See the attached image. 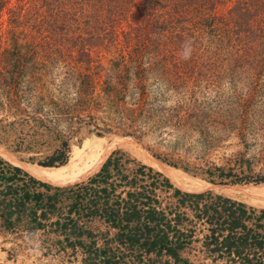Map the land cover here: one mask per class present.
<instances>
[{
    "label": "rangeland",
    "instance_id": "1",
    "mask_svg": "<svg viewBox=\"0 0 264 264\" xmlns=\"http://www.w3.org/2000/svg\"><path fill=\"white\" fill-rule=\"evenodd\" d=\"M232 2L220 0L215 5V15L220 22L217 30L222 29V51L210 41L212 36L205 35L208 46L203 48L202 59L194 64V69L188 65L192 71H205L210 77L225 65L223 53L222 56L216 53L224 52L229 45L225 43L224 30H229L225 22ZM7 5L11 13L18 11V15H22L27 2L8 0ZM8 17L7 10H3L0 50L11 51L25 41L27 46L33 47L36 52L33 60L41 67L32 70L37 80L29 85L23 100L6 102L0 96V127L12 123L9 136L1 137L0 133V158L29 177H52L54 182L49 184L31 177L48 185L49 191L39 187L29 190L40 192L43 204L46 195H54V199L52 208L39 207L29 201L22 212L0 217V264H88L94 249L98 251L96 260L113 257L119 264H164L165 261L174 264L163 254L145 253L141 245L118 244L116 229L98 215L88 213L90 206L98 210L102 207L104 197L99 192L102 188L107 192L106 206L118 201L121 205L127 191L143 190L147 194L146 191L153 190L150 197L157 200L158 209L183 235L179 236L183 248L178 251L176 264H238V260L216 251V245L206 237L208 226L204 219L196 217L207 200L187 199L180 203L172 196L171 189L157 185L155 189H148L151 179L145 170V177L137 175V180L128 181L138 165L144 164L150 166L153 173L159 170L169 176L167 180L173 188L177 189L174 180H179L207 191L201 194L217 195L209 188L214 185L264 184V71L254 81L234 71L230 76L202 77L196 84L180 87L175 70L160 58L162 55H157L156 60L153 59L155 65L142 63L141 68L146 71L138 81L135 69L140 66H135L127 57L130 48L123 24L94 31V35L100 34L99 40L85 49L86 61H79L78 45L45 41L50 30L43 25L46 34L38 35L34 19H26L27 24L15 29L14 33L20 35L14 34L12 29L14 37L20 40L14 43L12 33H8ZM73 24L69 29L74 34L80 33L77 31L81 25ZM62 34L56 36L65 39ZM66 36L75 37L69 32ZM230 43L233 51L235 42L230 39ZM140 85L143 94L138 89ZM91 138L100 144L92 157L87 143ZM127 139H131L132 145ZM103 142L107 146L105 151ZM78 145H81L79 156L84 157L78 164L64 167L72 148ZM62 153L64 162L54 163V170H31L32 166L43 167L40 164L49 159L60 158ZM100 153H103L102 162L110 155L118 159V173L109 167V179L89 184L100 166L88 177L77 180L79 168ZM125 160L127 163L123 164ZM70 172L76 175L68 177ZM122 175L128 181L122 180ZM83 188L88 191L85 193ZM181 190L196 193L191 187L184 186ZM263 193L264 190L246 197ZM91 201L95 203L90 204ZM195 202L197 207H193ZM252 204L257 206L255 210H261L260 203ZM31 211L35 212L36 221L30 220L28 212ZM41 212L44 218L39 217ZM255 224H264V220L257 223L252 218L247 223L253 231L264 234V227L254 228ZM96 264L102 263L99 260Z\"/></svg>",
    "mask_w": 264,
    "mask_h": 264
},
{
    "label": "trees",
    "instance_id": "2",
    "mask_svg": "<svg viewBox=\"0 0 264 264\" xmlns=\"http://www.w3.org/2000/svg\"><path fill=\"white\" fill-rule=\"evenodd\" d=\"M25 1L27 6L23 14L18 15V11L11 13L10 9L7 8L8 0H0V14L3 10H7L9 14L7 18L8 33H12V29H14V33L16 28L27 24L26 19H34L38 35H42L43 32L45 33L42 36L46 34L43 25L50 30L51 34L45 41L55 43L67 41L72 46L78 45L76 57L79 61H86L88 54L85 49L99 40L100 34L94 35V31H101V28L105 30L114 24L118 26L123 24L125 34L128 36L126 39L127 46L130 48L127 57L135 66H140L135 69L138 81L141 80L146 71L141 68L142 63L150 66L155 65L157 55H162L160 58L164 62H168V65L175 70V79L179 82L180 87H187L186 85L189 83L196 84L197 79L202 77L209 79L217 75L230 76L231 72L234 73V71L246 75L247 80L254 81L264 71V0H233L227 10L229 16L225 22L228 24L229 30H224L225 43L227 41L229 45L224 52L218 51L219 54L216 53L219 56H222L223 53L226 60L225 65L220 71L210 74V77L205 71H192L188 65L190 64L191 68L194 69V64L199 63L202 59V50L207 48L209 43L207 38H204L205 35L212 36L210 41H213L222 51V29L221 31L217 30V23L220 24V22L215 15V5L216 3L219 4L220 0ZM23 9L20 10L23 11ZM72 23L81 25V27L77 26L80 29L77 32L80 33L75 32L74 34L69 29L72 27ZM190 25H194L193 28L195 29L191 28ZM196 26L200 28H196ZM185 27L187 30L190 29L189 33ZM61 32H63L62 37L65 39L56 36ZM67 32L75 35V37L68 39ZM13 33L11 34L12 38L15 39L13 42L20 41L14 37L16 33ZM230 39L235 42L233 51H231ZM25 45L26 42L24 41L23 45H17L16 49L13 47L11 51L0 50V96L6 102L23 100L29 85L37 80L36 76H33L32 70L41 66L33 60L36 55L33 47ZM186 50L187 58H185ZM145 57L147 61H145ZM39 59L41 58L37 60ZM25 77H27L26 80ZM138 89H141V94H143L142 85ZM0 106L2 107L1 104ZM11 124L0 127L1 137L9 136L10 131L8 129ZM97 142L94 138L87 140L90 146V157L95 154L96 148L100 146ZM105 143L103 142V151L107 149ZM127 143L132 145L131 139H127ZM102 155L103 153L98 154L89 164L80 167L77 180L82 176L88 177L100 166L99 171L89 179V184L97 181L104 183L109 179V167L118 173L119 164H116L118 159H114L110 155L102 162ZM64 159L65 155L62 153L60 158L49 159L48 162L40 165L44 168H52L54 163L62 164ZM126 161L123 164L127 163ZM144 170L151 179L147 185L148 189L150 187L155 189V185L171 189L172 196L180 203L187 199L207 200L202 204L201 210L197 211L196 217L204 219L208 226L206 237H208L209 242L216 245V251H222L226 257L238 260V264H264V234L253 231L251 226L247 225L252 218L257 223L264 220V193L255 195V197H246L213 192L217 194L214 196L201 194L207 191L201 190L196 185L182 184L179 180H174L176 189L168 182L169 176L159 170L154 171L165 178L158 173H153V169L144 164L138 165L129 181L126 176L122 175L120 178L130 183L137 180L135 178L137 175L141 178L145 177ZM162 171L172 173L167 170ZM75 175V172L67 174L68 177ZM30 176L48 184L54 182L50 176ZM31 177L20 168L11 166L0 158V217L22 212L29 201L39 207H53L54 195L44 196L45 202L43 204L42 194L29 190L33 187H39L44 191H49L51 188ZM207 184L212 185L211 183ZM184 186L195 189L196 193L181 192V188ZM65 190L69 189H62L61 191ZM83 190L85 193L88 191L87 188H83ZM142 191H127L125 193L126 198L121 200V205L118 201L114 202L113 206H106L107 192L106 188H102L99 190L104 197L102 207L98 210V208L90 206L87 208L88 213L98 215L105 223L116 229L115 239L118 244L141 245L145 253L163 254L176 264L179 260L178 251L183 248V240L179 236L182 237L183 235L177 232L175 225L167 221L163 211L158 209L157 200L150 197L153 190L146 191L147 194ZM74 197L77 198L78 194ZM253 202L260 203L261 210H255L257 206L253 205ZM94 203V201L90 202V204ZM75 205L77 204L75 203ZM193 207H197V202L193 204ZM28 215L31 221H36L35 212H28ZM44 215L41 212L39 217L44 218ZM263 227L264 224L254 225V228L261 229ZM97 252L96 249L93 250L92 257L88 258V264H96L99 260L102 264H119L117 259L113 257L96 260ZM101 253L104 255L103 251ZM164 264H168V262L165 261Z\"/></svg>",
    "mask_w": 264,
    "mask_h": 264
},
{
    "label": "bare ground",
    "instance_id": "3",
    "mask_svg": "<svg viewBox=\"0 0 264 264\" xmlns=\"http://www.w3.org/2000/svg\"><path fill=\"white\" fill-rule=\"evenodd\" d=\"M79 146H81V145L74 146L72 148L71 153H70V158H69V160L67 161V163L65 164L64 167L74 166V165L78 164L82 160V158L84 156H79V151H78ZM85 146H87V145L85 144L84 147ZM31 170L50 171V170H54V169H52V168H44V167H39V166H32ZM209 188H211L212 190H214V191H216L218 193H222V194H236V195H241V196H248V195L257 194V193L263 191L264 190V184H260V185H245V186H239V185H214V186H211Z\"/></svg>",
    "mask_w": 264,
    "mask_h": 264
},
{
    "label": "clouds",
    "instance_id": "4",
    "mask_svg": "<svg viewBox=\"0 0 264 264\" xmlns=\"http://www.w3.org/2000/svg\"><path fill=\"white\" fill-rule=\"evenodd\" d=\"M185 58H187V50L185 51Z\"/></svg>",
    "mask_w": 264,
    "mask_h": 264
}]
</instances>
